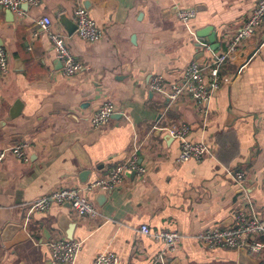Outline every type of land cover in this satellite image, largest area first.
Here are the masks:
<instances>
[{
  "label": "crops",
  "instance_id": "crops-1",
  "mask_svg": "<svg viewBox=\"0 0 264 264\" xmlns=\"http://www.w3.org/2000/svg\"><path fill=\"white\" fill-rule=\"evenodd\" d=\"M255 2L38 0L22 5L19 16L0 10V44L9 59L7 73H0V150L28 143L27 161L9 155L0 162V264H53L48 240L67 239L71 223L72 239L81 242L74 264H92L103 251L115 253L118 264H264V246L246 259L239 250L208 247L197 238L230 226L239 207L264 219V28L221 65L219 87L203 112L187 97L172 103L148 87L154 75L177 82L191 62H209ZM76 6L101 29L100 40L68 32L60 16L73 22ZM188 8L195 16L185 25L177 14ZM43 16L84 71L63 75L38 23ZM105 101L116 112L94 128L89 118ZM181 124L189 126V140L207 143L210 156L175 161L179 142L166 128ZM132 153L144 174L126 170L111 190H84L99 211L96 219L77 217L66 204L30 209L54 189L104 178ZM232 170L246 174L242 190ZM142 225L176 230L175 250L141 234ZM257 238L264 243L263 235Z\"/></svg>",
  "mask_w": 264,
  "mask_h": 264
},
{
  "label": "built area",
  "instance_id": "built-area-1",
  "mask_svg": "<svg viewBox=\"0 0 264 264\" xmlns=\"http://www.w3.org/2000/svg\"><path fill=\"white\" fill-rule=\"evenodd\" d=\"M38 0H0V10L7 9L16 15L22 14V5H36ZM178 18L183 24H187L194 16L193 8L178 11ZM73 22L76 26L77 36L87 42L93 43L101 39L102 31L95 21L89 16L82 6H76L73 10ZM42 30L48 32L52 48L56 57L61 62L62 73L66 77H72L84 71L85 67L76 60L65 45V40L56 30L51 31V20L43 16L38 20ZM264 28V0H256L254 7L247 13L239 29L232 34H224V48L214 54L206 64L197 61L191 62L184 70L181 80L167 82L160 75H154L149 81V89L164 96L169 102H177L184 97L194 102L199 111L203 112V106L211 99L220 83L219 70L221 65L229 61L237 49L246 39L251 38L258 30ZM209 50L208 46H205ZM9 68L8 54L0 44V73L5 75ZM116 112L111 101H105L89 118L90 126L94 128L105 125L110 117ZM167 132L179 142V149L175 161L182 163L188 160H202L211 155V149L206 142L191 141L188 139L189 126L185 124L172 125L166 128ZM28 143L17 142L14 145L0 150V162L6 156H14L20 161H27ZM126 170H132L138 176L145 173V166L138 161L135 153L124 160L115 163L104 178L98 179L83 187L65 186L54 189L48 194L31 202L32 211L44 212L52 204L59 206L68 205L73 215L96 219L99 211L85 195L84 190L100 188L111 190L117 187L123 180ZM237 186L242 190L246 180V174L242 170L228 171ZM140 233L152 237L164 244V247L172 252L177 247L180 234L176 230L162 229L151 231L148 226L142 225ZM264 236V219L255 214L253 210L241 207L232 213V224L227 227L215 226L206 229L197 235L202 243L208 247H220L224 249L239 250L245 248L248 254H258L264 243L257 236ZM81 242L74 239L61 238L58 235L48 240L50 259L53 264H74L76 255L80 250ZM119 257L111 251H103L95 255L92 264H118Z\"/></svg>",
  "mask_w": 264,
  "mask_h": 264
},
{
  "label": "water",
  "instance_id": "water-1",
  "mask_svg": "<svg viewBox=\"0 0 264 264\" xmlns=\"http://www.w3.org/2000/svg\"><path fill=\"white\" fill-rule=\"evenodd\" d=\"M24 6H26V4H24ZM60 19L62 20L63 24L67 27L68 29V32L71 33L73 32L75 29H76V26L73 22H71L67 17H65L64 15H61L60 16ZM210 41H213V37L209 38ZM215 49V48H214ZM17 104V103H16ZM15 104V106H16ZM14 110V109H13ZM11 110L10 113H9V117L10 118H13L17 115L16 113V110L13 111ZM102 195V194H101ZM66 219V218H65ZM64 223V222H63ZM61 227L64 228V226L62 225V223H60ZM71 226H72V223L70 224V227H68L69 229L68 230H65V235H66V238L67 239H72V236L70 234V230H71ZM239 255L241 257H244L247 259V251L245 248H241L239 249ZM48 264H51L50 262Z\"/></svg>",
  "mask_w": 264,
  "mask_h": 264
}]
</instances>
